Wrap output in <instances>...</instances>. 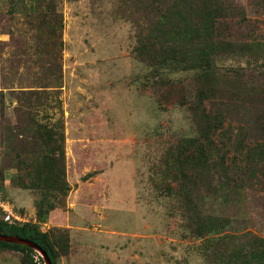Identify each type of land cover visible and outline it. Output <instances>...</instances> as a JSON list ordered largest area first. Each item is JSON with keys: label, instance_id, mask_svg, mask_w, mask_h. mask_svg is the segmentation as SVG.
Masks as SVG:
<instances>
[{"label": "rangeland", "instance_id": "obj_1", "mask_svg": "<svg viewBox=\"0 0 264 264\" xmlns=\"http://www.w3.org/2000/svg\"><path fill=\"white\" fill-rule=\"evenodd\" d=\"M251 1L232 0L236 9L247 14L244 24L238 16L231 24L233 34L243 42L249 40L251 30L257 37L264 36V13L258 12ZM58 2L65 18L61 108L50 102L48 110H39L38 120H63L67 136L72 188L69 207L51 213L48 223L42 226L44 230L52 226L71 229L72 254L61 264H204L196 248L198 243L184 238L185 222L170 215L178 211L175 200L162 196L152 180L158 179L154 168L160 163L167 141L195 137L197 128L188 109L162 111L154 86L143 92L144 76L150 68L130 53L148 16V11H143L147 0ZM13 4L11 0H0V87H14L16 91L13 94L10 88L5 89L6 118L0 120L1 127L18 123L17 94L36 86V65L44 66V58L35 52L34 35L23 24L24 15L14 19L12 14L10 18L8 11ZM263 63L225 59L219 62V71L237 76L235 69L255 67L246 77V82L255 87L264 83ZM165 74L188 81L193 75L185 71ZM234 110L240 116L226 115L222 136H232L239 127L246 126L241 114L246 111ZM246 116L251 121L255 113L250 109ZM29 128L32 131L34 126ZM11 130L0 133V169L7 172L2 194L17 212L24 210L25 216L35 222L34 195L19 188L13 177L17 169L10 155L23 142L14 140ZM30 141L25 139V145H21L28 152L32 151ZM223 141L227 144L224 148L232 147L227 137ZM216 179L215 184H219ZM230 193L229 198L225 197L228 200L222 197L217 207L220 213L239 225L247 224L248 232L264 237V165L259 166L257 178L247 182L246 188ZM39 257L40 253L38 262ZM0 264H21L20 256L0 253Z\"/></svg>", "mask_w": 264, "mask_h": 264}, {"label": "trees", "instance_id": "obj_2", "mask_svg": "<svg viewBox=\"0 0 264 264\" xmlns=\"http://www.w3.org/2000/svg\"><path fill=\"white\" fill-rule=\"evenodd\" d=\"M12 3L10 18L12 14L14 19L24 15L23 24L33 33L35 52L44 58V66L36 65V86L17 94L18 123L0 126V133L12 129L10 136L23 142L21 145H25V139L31 140L32 151L20 145L14 150L15 156H10L17 169L13 177L18 187L34 195L36 221L11 225L0 216V235L30 240L52 264H61L72 254L71 229L52 226L44 230L42 226L48 223L51 213L69 207L72 188L67 136L63 120L53 123L38 118L39 110H48L50 102L61 108L65 18L58 0H11ZM251 4L264 13V0H252ZM145 7L143 11H148V16L143 19V31L138 33L130 53L150 68L144 76L143 92L154 86L162 111L188 109L197 128L195 137L167 141L160 163L154 168L158 179L152 180L162 196L175 200L178 211L170 215L185 222L184 238L198 243L196 248L204 264H264V237L248 232L247 224L239 225L217 209L222 197L229 198L230 192L246 188L247 182L257 178L259 166L264 165V83L253 87L246 82L247 72L255 67H240L234 70L237 76H227L219 71V62H264V36L257 37L251 30L249 40L243 42L233 34L232 22L238 16L240 24H244L247 14L236 9L232 0H147ZM166 71L193 75L190 81L172 79ZM13 88L5 89L14 94ZM5 89L0 87V120L6 118ZM234 108L246 111L241 113L246 126L239 127L232 136H222L226 115L240 116ZM250 109L255 113L254 121L246 116ZM221 137H227L232 147L224 148L227 144ZM6 177V169H0V195L8 200L2 194ZM215 178L219 184H215ZM20 214L26 215L24 210ZM0 253L18 254L21 264H44L40 257L36 261L38 252L27 246L0 242Z\"/></svg>", "mask_w": 264, "mask_h": 264}, {"label": "built area", "instance_id": "obj_3", "mask_svg": "<svg viewBox=\"0 0 264 264\" xmlns=\"http://www.w3.org/2000/svg\"><path fill=\"white\" fill-rule=\"evenodd\" d=\"M0 216L4 219V221L8 222L9 224L19 225V224H26L30 222L25 216H22L15 210L14 205L9 201L3 199L0 195Z\"/></svg>", "mask_w": 264, "mask_h": 264}, {"label": "water", "instance_id": "obj_4", "mask_svg": "<svg viewBox=\"0 0 264 264\" xmlns=\"http://www.w3.org/2000/svg\"><path fill=\"white\" fill-rule=\"evenodd\" d=\"M0 242H6V243H11V244H17V245H23V246H27L29 248H32L34 250H36L38 253L41 254L45 264H52L50 258L48 257V255L42 251L35 243H33L30 240H25L22 238H19L17 236H4V235H0Z\"/></svg>", "mask_w": 264, "mask_h": 264}]
</instances>
